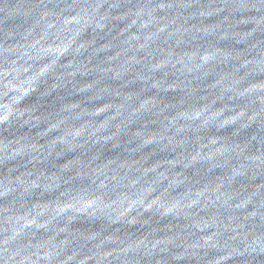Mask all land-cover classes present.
<instances>
[{
	"label": "water",
	"instance_id": "water-1",
	"mask_svg": "<svg viewBox=\"0 0 264 264\" xmlns=\"http://www.w3.org/2000/svg\"><path fill=\"white\" fill-rule=\"evenodd\" d=\"M0 264H264V0H0Z\"/></svg>",
	"mask_w": 264,
	"mask_h": 264
}]
</instances>
